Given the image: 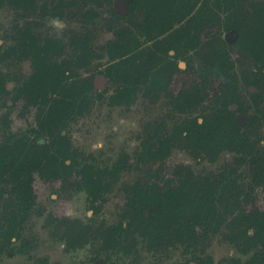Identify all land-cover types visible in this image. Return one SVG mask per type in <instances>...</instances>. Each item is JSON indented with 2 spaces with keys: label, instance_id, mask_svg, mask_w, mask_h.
Instances as JSON below:
<instances>
[{
  "label": "rangeland",
  "instance_id": "1",
  "mask_svg": "<svg viewBox=\"0 0 264 264\" xmlns=\"http://www.w3.org/2000/svg\"><path fill=\"white\" fill-rule=\"evenodd\" d=\"M118 2L1 0L0 156L10 146V135L26 134L34 142L39 118L46 122L47 117L20 93L34 73L31 61L23 57L24 30L30 29L40 43L48 39L62 43L54 63H69L68 91L74 93L75 82L80 86L88 80L94 88L82 115H74L62 127L72 155L69 164L75 166L66 174L55 173L61 162L54 157L41 171L34 170L29 211H18L25 207L18 203L23 192L14 191L26 180L24 174L20 179L9 174L0 179V224L12 211L24 216L12 249L0 247V264H247L264 250V231L251 241L256 232L250 230L246 237L244 226L236 228L231 221L241 213L264 215V73L249 50L250 38L264 32V0L202 2L213 14L207 20L217 21L220 14L221 23L203 29L191 22L177 26L173 35L189 31L190 51L184 52L183 43L176 46L180 57L175 58L173 72L166 67L173 55L159 51V67L168 70L160 75L159 90L150 87L153 79L144 84V75L137 70L134 79L140 78V84L131 100L122 103L113 100L117 87L127 85L126 74L119 76V47L134 37L141 41L139 51L152 50L153 44L140 32L145 11L125 15ZM54 18L66 26L52 27ZM223 47L233 65L224 74V64L214 58ZM54 75L58 79L59 72ZM232 81L247 115L241 124L250 143L248 153L225 145L210 147L200 131H185L195 119L202 122V117L216 112ZM58 130L51 127L49 137ZM51 149L55 154L57 148ZM86 167L104 173L98 192L81 183ZM223 176L227 180L221 184ZM145 184L163 188L193 184L198 191L218 186L220 211L226 212L227 206L231 211L214 225L198 224L181 236L174 234L179 224H172L173 234L164 237L162 246L151 248L150 232L141 235L128 214ZM192 215L182 220L184 226L191 224Z\"/></svg>",
  "mask_w": 264,
  "mask_h": 264
},
{
  "label": "trees",
  "instance_id": "2",
  "mask_svg": "<svg viewBox=\"0 0 264 264\" xmlns=\"http://www.w3.org/2000/svg\"><path fill=\"white\" fill-rule=\"evenodd\" d=\"M141 3V9L146 12L147 22L146 25H140V32L147 37L149 42L156 37H153L155 32L157 36H161L167 30H171L174 27V25L171 26V24L169 29L164 26L153 27L149 21L153 19L154 10L158 11V16H162L164 19H170L171 21H182L191 13L186 8V5L190 6L191 0H141ZM127 5L129 12L133 13L138 8V1L127 0ZM172 5L176 8L172 9ZM20 35L23 38V57L31 59L34 69L32 77L25 82L20 93H27L32 99L39 102L52 101L51 107L46 112L47 117L45 125H55L59 127L57 134L55 136L51 134V137L53 141H56L62 158V164L65 165L66 160H71L72 156L68 152V140L66 136L63 135L62 127L65 126L70 117L82 115L83 109L89 104L87 95L94 88L93 81H84L80 86L75 82V92L73 93L71 90L68 91L69 84L66 79L70 76L69 63H54L55 56L62 53V45H58L56 41L50 39L46 40L44 43H39L28 28L20 33ZM175 36L173 35L174 41L181 42V36ZM140 42L141 41H139L137 37H134V39H130L127 45L119 47V51H122V60L118 66L122 75L119 76H123L124 73L126 74L124 79L127 85L117 87L116 94L113 97V100L117 103L128 102L133 97L136 92V86L140 84V78L137 80L134 79V74L138 75L137 70L143 73L142 75H144L143 77L145 80L143 82L144 84L147 81L152 82L151 80L154 77L152 67L150 66L153 61L152 50L139 51L141 47ZM134 43L135 50L133 48ZM166 44H164V46H166ZM173 44L176 43L174 42ZM186 44L190 48V44ZM249 46L251 57L264 73V32L259 35L254 34V36L250 38ZM172 50H176V45L168 47L166 52ZM214 58L216 61L224 64L221 73L224 74V72L233 69V65L230 64L229 52L226 48L217 49ZM135 64L139 65L140 68L137 67L138 69H136ZM56 71L59 72L58 79L54 75ZM107 74L109 77L112 76L111 71L107 72ZM152 85H150V87ZM238 93L237 83L232 81L222 95V102L218 101L219 107L216 109V112H214L212 116L202 117V122L200 119H195L190 126L185 128V131L189 133L197 130L200 131L202 133V140L210 147L216 148L220 145H225L238 152L248 153L250 143L243 133L241 124V120L247 117V115L242 109L240 95ZM252 123L251 120V124ZM7 140L11 142V145L7 147L6 152L0 157V178L4 177L6 173H10L16 178L27 168L29 163L33 165V161L28 163L25 158V153L29 152V150L30 156L33 151L38 149L48 154L50 147L49 145L41 146L27 143L24 138L12 139V137H8ZM61 170L64 173L67 172L65 168ZM103 177L104 173L98 175L91 168L86 167L82 172L81 183L87 190L94 192L97 191ZM226 180L227 177L223 176L220 183L223 184ZM25 188V193L23 197L21 195V200H19L20 205H24L23 198L25 201H28V203L31 201L32 188L30 183L25 185ZM23 189L24 185L18 183L14 191H22ZM220 205H223V203H221L218 197V186H211L208 189L198 191L194 188L193 184L182 185L178 188H163L145 184L139 187L138 196L131 203L128 214L134 218L135 227L139 230L141 235L146 231L150 232L151 242H149V244H151L150 246L152 248L157 245L162 246L164 237L173 234L170 233L172 224H179L174 234L181 236L187 231H191L192 233L195 226L198 224L209 227L219 220H222L224 213L228 214L231 209L227 206L226 212L222 214ZM29 206L31 207L30 204ZM145 212H148V217L145 216ZM191 213H193L191 224L184 226L182 220ZM7 220L8 218L4 219V222L6 223ZM5 223L0 225V229L4 237H7L8 233H12V229H9L6 234V231H4L7 229ZM231 224L236 228L241 225L244 226V231H242V233H244L246 237L250 230H254L256 235L251 237L250 240L257 241L260 234L264 231V215L260 213H254L252 215L241 213L233 218ZM258 264H264V255Z\"/></svg>",
  "mask_w": 264,
  "mask_h": 264
},
{
  "label": "flooded vegetation",
  "instance_id": "3",
  "mask_svg": "<svg viewBox=\"0 0 264 264\" xmlns=\"http://www.w3.org/2000/svg\"><path fill=\"white\" fill-rule=\"evenodd\" d=\"M137 1H138V8L136 10H138V9L140 10L142 8L141 7L142 3H141V0H137ZM204 1L205 0H198V2H197V0H191L190 6L189 5H186L187 10L190 11L191 13L189 15H187L186 18L183 19L182 21H178V20H175V21L172 20L171 21L170 19L169 20L168 19H164L162 16L161 17L158 16V11L157 10H154L155 13L153 11V19L149 21L150 24L153 27L164 26V27H167V29H169L170 24H171V26L174 25L173 29L167 30L161 36H157V34L155 32L153 34V37H155V36L156 37L153 38L152 40H150V43L153 44V48H152L153 61H152V63L153 62L155 63V66L152 67V73H153V76H154L153 77V85H152L153 86L152 87L153 90H159V87L162 84L161 83L162 80H160V75L163 73V70L164 69L167 70V68H168L169 69V72H173V68H174V66H176V60H175V58L180 57V54L178 52V47H176V49H177L176 51L175 50L174 51L173 50L170 51V53L173 55V61H171L170 63L167 64V66H166L167 68H165V66H163V68H162V67H159V64H158V61L160 59L159 51H164L166 53V49L168 47H171V45L169 46V44H172V46L173 45H176L177 46V45H180V43L181 44L183 43L182 45L185 44L184 46H186V49H185L184 52L190 51L188 45L186 44L188 42L189 36H190L189 31L183 32V35H181L179 33H175L174 36L175 35H180L181 36V39H180L181 42L174 41L173 31L176 29L177 26L182 25V24H185L187 22H191L193 24V26H196L199 29H203L206 25H208L210 23H212V24H216V23L217 24H220L221 23V16H219L220 14L219 15L218 14L216 15L217 16V18H216L217 21L212 22V20L211 21L209 19L207 20V17L210 18L211 16H213V14L212 13H209V11L207 12L205 10V5L202 4V2H204ZM117 6L118 7L120 6V8L121 7H124L123 13L125 15L130 14V12L128 10L127 0H119V2L117 3ZM117 6H116V9L119 10V8H117ZM171 7H172V9L176 8L173 5ZM190 7H191V9H190ZM115 11H117V10H115ZM146 19H147V16H146V18L144 19V21L140 25H146V22H147ZM164 38L167 41L169 39H171V42L164 41ZM50 40H54V39H50ZM54 41H56L58 45H61L62 44V43H60L57 40H54ZM172 42L173 43L175 42L176 44H173ZM164 44H166V46H164ZM62 48H63V45H62ZM140 49H142V48H140ZM60 55H61V53L58 56H55V55H53V56H55V58L58 59L60 57ZM55 58H54V60H55ZM27 59H29L31 61L30 58H27ZM57 64H62V63H57ZM169 74L171 75L172 73H169ZM21 95L23 97H26L29 100V102L31 104H33L34 106L38 105V107L41 109V112H43V113L44 112H47V110L52 105V101H49V102L40 101L39 102L37 100L32 99L27 93L26 94H21ZM183 97H185V95H184V93L181 92V98H183ZM177 98H179V96ZM48 104H51V105H50V107H48V109H46V107H47ZM74 117L75 116L70 117V119H68L67 122L69 120H71L72 118H74ZM44 125H45V122H42V120L39 118V127H38V129L36 131H34V133L37 134V136H35L34 139H33L34 142L30 141V139H31L30 136L29 135H26V134L21 135V136H18V137L17 136H14V135H10V137H12V139L24 138L26 140V142L27 143H30V144H34V145L37 144V145H41V146H45V145H49L50 146L49 147V150H48V154H45L44 152H41L39 149L33 151V153L31 154V156H30V150H29V152H26L25 153V158L27 159L28 163L30 161H33V163H32L33 165H30V163H29L27 165V168H25L24 171L20 174V175L24 174V177L26 178V180H24V181L21 180L22 184L24 185V189L22 190V192H23L22 197H23V195L25 193L24 192V190L26 189L25 188V185L29 184L33 180V172H34V170L41 171V168L42 167H46V165H49V163L51 162L52 159H54V161H55V158L54 157H56V161H59L60 160V162H61L59 168L55 170V173L66 174V172L64 173L61 170L62 168H65L66 171H67V170L72 169L75 166V165L69 164L70 163L69 162L70 160H66V164L65 165L62 164V158H61V155L59 153V149H58V147L56 145V141H53L52 137H49V134H48L49 133L48 131L50 130V128L51 127H56V126L55 125H52V126L45 125L44 126ZM57 128L59 129V127H57ZM42 133H44L45 135H42ZM56 134H54V136ZM63 135L66 136L64 133H63ZM48 138H51L52 140L49 142V141H47ZM44 140H46V141L43 143ZM54 140H55V138H54ZM10 145H11V143H10ZM53 145H54V147L57 148L55 154H52L53 153L52 151H53L54 148L51 149V147ZM5 152H6V150H5ZM61 172H63V173H61ZM8 174L11 176L10 173H6L5 175H8ZM20 175L17 176L15 179H18V178L20 179L21 178ZM2 178L3 177H1L0 179H2ZM19 200H21V197L18 198V203H19ZM23 204L25 205V207H23L21 209L18 208V211L24 212L23 211L24 208H26L29 211V209H30L29 203H28V201H25L24 198H23ZM4 219H5V217H3L2 223L0 225H2L3 223H5L4 222ZM23 222H24V216L23 215L22 216H19L17 211H15V212L12 211L10 213V217H8V220L6 222L7 229H5L4 231H6V234H7L8 233L7 231H9V229H12L11 230L12 233H8L7 234V237H4V235L2 234V230L0 229V247L4 244V246L7 249H12L13 242L14 241H17V239L19 237V229L22 227ZM263 255H264V250L260 254H258L256 257H254L251 261H249L247 264H258L261 261V258L263 257Z\"/></svg>",
  "mask_w": 264,
  "mask_h": 264
},
{
  "label": "clouds",
  "instance_id": "4",
  "mask_svg": "<svg viewBox=\"0 0 264 264\" xmlns=\"http://www.w3.org/2000/svg\"><path fill=\"white\" fill-rule=\"evenodd\" d=\"M50 24L52 27L56 28V29H63L66 25L65 23L60 20L59 18H54L50 21Z\"/></svg>",
  "mask_w": 264,
  "mask_h": 264
}]
</instances>
